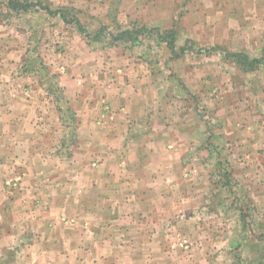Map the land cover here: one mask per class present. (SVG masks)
<instances>
[{"label": "crops", "instance_id": "crops-1", "mask_svg": "<svg viewBox=\"0 0 264 264\" xmlns=\"http://www.w3.org/2000/svg\"><path fill=\"white\" fill-rule=\"evenodd\" d=\"M32 17L0 18V252L18 248L0 264H233L235 222L220 215L235 190L219 188L221 159L208 152L231 151L264 214V116L191 114L187 99L173 105L134 78L135 64L95 53L75 24ZM211 117L210 142L200 134ZM62 216L78 226L60 231Z\"/></svg>", "mask_w": 264, "mask_h": 264}, {"label": "rangeland", "instance_id": "rangeland-1", "mask_svg": "<svg viewBox=\"0 0 264 264\" xmlns=\"http://www.w3.org/2000/svg\"><path fill=\"white\" fill-rule=\"evenodd\" d=\"M74 4L62 6L77 14L88 31L95 34L106 28L99 40L87 39L93 51L111 63L135 64L133 77L140 72L143 83L154 82L157 95L173 96L176 99L173 105L179 106L187 99L191 114L218 109L227 114L233 111L230 118L233 121L242 119L236 113L243 118L248 117L247 112H254L255 119L264 116V0H76ZM19 13L30 15L20 17ZM35 14L10 10L7 0H0L3 20L33 26L38 23L36 18H31ZM129 28L140 31L139 43L113 41L107 35ZM241 56L248 58L244 64ZM204 129L200 135L210 142L219 131L214 133L212 117ZM230 152L226 149L219 155L214 148L208 153L215 162L221 159L220 166L217 164L212 169V175L222 173L219 188L227 185L235 190L230 218L220 215L225 217L224 223L235 222L229 233L238 242L233 264L237 261L264 264V214L254 208L244 176L238 175ZM250 153L253 158L258 157L254 156V150ZM211 179L219 181L212 176ZM8 186L16 189L21 184L14 187L8 183ZM215 217L218 218L216 214ZM60 223L63 229L59 230L66 233L75 229L79 220L62 216ZM13 247L0 254L13 259L18 249ZM175 247L192 252L199 248L184 241L177 242ZM239 256L247 260L238 259Z\"/></svg>", "mask_w": 264, "mask_h": 264}, {"label": "trees", "instance_id": "trees-1", "mask_svg": "<svg viewBox=\"0 0 264 264\" xmlns=\"http://www.w3.org/2000/svg\"><path fill=\"white\" fill-rule=\"evenodd\" d=\"M46 2V3H45ZM46 5H45V4ZM7 5L10 8V10L17 11V12H29L33 11L34 13H39L42 11V13H45L46 15L51 16H60L65 23L75 24L80 31L85 33L87 39L89 41L99 40L102 37V32L105 31V27L101 29V32H95V34H92L91 31H88L87 28L82 24L81 19L77 14H72V12H68L65 6H53L50 2L44 1V0H7ZM41 8V9H38ZM71 10V9H69ZM140 31L134 30V29H123L119 30L117 34H114L112 32H107V35L113 40V41H125V40H132L134 43L138 42ZM244 58V59H242ZM240 60L245 62L248 60L247 57L241 56ZM255 61H251L249 65H253ZM244 64V63H243Z\"/></svg>", "mask_w": 264, "mask_h": 264}, {"label": "built area", "instance_id": "built-area-1", "mask_svg": "<svg viewBox=\"0 0 264 264\" xmlns=\"http://www.w3.org/2000/svg\"><path fill=\"white\" fill-rule=\"evenodd\" d=\"M62 70H65V67L64 66H62ZM9 184H11L14 187H17V186H19L21 184V180H20L19 177H17L16 180H14V182L9 183Z\"/></svg>", "mask_w": 264, "mask_h": 264}]
</instances>
